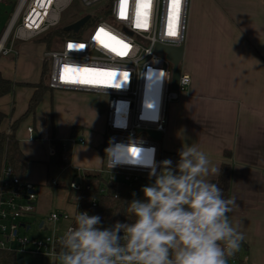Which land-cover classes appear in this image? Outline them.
Returning <instances> with one entry per match:
<instances>
[{"label": "crops", "instance_id": "0c3cea01", "mask_svg": "<svg viewBox=\"0 0 264 264\" xmlns=\"http://www.w3.org/2000/svg\"><path fill=\"white\" fill-rule=\"evenodd\" d=\"M189 8L181 68L191 75V84L168 107L161 162L175 164L182 146L197 145L210 166L220 168L230 150L229 199L235 198L236 206L228 218L244 240L227 264H264V0H191ZM44 50L17 41L13 52L0 54V73L12 83L9 92L0 93V110L6 115L1 128L9 131L18 122L15 134L29 159L25 180L38 191L34 211L22 219L26 230L28 219L47 208L51 214L72 213L66 219L72 224L79 208L69 183L85 170H102L107 147L105 115L103 128L101 108L94 102L97 93L49 89L35 111L27 113L43 78ZM71 136L83 137L85 143L72 146L65 163L56 143ZM217 177L208 178L216 183Z\"/></svg>", "mask_w": 264, "mask_h": 264}, {"label": "built area", "instance_id": "2783aa9c", "mask_svg": "<svg viewBox=\"0 0 264 264\" xmlns=\"http://www.w3.org/2000/svg\"><path fill=\"white\" fill-rule=\"evenodd\" d=\"M73 1L17 0L0 40V54L13 52V45L17 41L34 40L60 25L63 12ZM82 1L89 5L100 0ZM190 2L191 0H179V8L174 9L172 0H150L146 15L139 18L140 24L144 26L137 27V0H126V18H121V0H111L105 16L92 22L87 34L81 31L80 36L60 38L58 48L45 51V61L48 64L47 85L50 89L92 92L107 97L106 149H124L122 160L113 168H110V160L105 155L100 172L108 174H103L107 181H138L149 176L153 168L159 170L162 157L160 140L149 132L158 131L164 134L168 107L180 94L188 90L191 75L182 72L178 88L173 89V64L165 54L157 52L156 46H179L185 43ZM101 28L109 36L116 37V40L103 35L100 40L104 43L94 39ZM170 30H175L176 35L170 36ZM117 41H122L128 47L124 48ZM69 44L73 48H69ZM104 44L109 46L105 47ZM78 45L84 47L79 48ZM76 69L93 71L85 73L75 71ZM73 79H89L92 83L67 82ZM29 130L32 132V127ZM77 143H85V139L71 136L61 142V158L65 163L70 160V148ZM51 183L58 186L60 182L52 179ZM69 189L80 192L91 189V185L83 180L81 173L70 181ZM100 192L105 193L106 187L102 185ZM37 199L38 191L34 183L15 177L11 167L3 168L0 188V248L15 249V246H19L37 253L57 256V240L61 236L58 233L43 240L32 241L20 235L21 227L26 229L27 226L18 219L34 211ZM92 203L96 205V200L93 199ZM71 217L73 215L69 212H54L49 220L56 222L60 218ZM69 227L73 225L70 224L66 230Z\"/></svg>", "mask_w": 264, "mask_h": 264}, {"label": "clouds", "instance_id": "9594fccd", "mask_svg": "<svg viewBox=\"0 0 264 264\" xmlns=\"http://www.w3.org/2000/svg\"><path fill=\"white\" fill-rule=\"evenodd\" d=\"M123 154L122 147L106 149L110 168ZM178 157L153 168L143 199L123 202L130 222L105 228L98 215L77 211L74 226L58 237V264H227L244 240L227 215L235 198L225 199L208 178L220 168L197 145L182 146Z\"/></svg>", "mask_w": 264, "mask_h": 264}, {"label": "trees", "instance_id": "16d2710c", "mask_svg": "<svg viewBox=\"0 0 264 264\" xmlns=\"http://www.w3.org/2000/svg\"><path fill=\"white\" fill-rule=\"evenodd\" d=\"M107 12V8H106ZM106 12L102 15L105 16ZM85 16V15H84ZM83 17V16H82ZM101 16H91L85 23L91 24ZM81 18V17H80ZM79 18V19H80ZM75 32L74 30H65L67 25L62 23L57 27L51 29L46 34L34 39L36 41H42L46 44L47 49H51L54 40L63 38L66 36H80L82 29ZM38 39V40H37ZM48 64L45 62L43 68V77L47 74ZM33 97L31 99L30 107L27 113L35 111L43 94L50 88L47 83L42 80L36 85ZM12 89V83L9 79H6L0 73V93L9 92ZM5 114L0 110V171L5 167H11L13 175L21 180H25L27 168L29 167V159L25 156L20 147L19 139L16 137L15 128L17 121L13 123L9 131L1 128V124L5 118ZM56 150L59 152V157H62L61 143H56ZM103 153L104 148L101 149ZM226 161L221 164L220 174L217 177L216 183L223 190V196L225 199H229L231 188V173H232V152L230 150L225 151ZM62 161V160H61ZM83 180L90 183L91 189H84L77 192L75 201L78 205V212H87L89 215H98L101 217V226L110 227L116 221L130 222L131 217H127L124 213L126 204L123 202H130L134 198H139V191L142 187L151 184L154 180L149 179V176L140 178L138 181L123 182V181H107L100 171L85 170L83 174ZM106 187V192L101 193L100 187ZM135 194V196L133 195ZM74 195H71V197ZM117 197L119 199H117ZM93 199L96 200V205H93ZM228 215V214H227ZM75 217V216H74ZM75 220L73 218L72 225L74 226ZM59 250V245H57ZM234 256H237V252ZM17 262V250L9 248H0V264H16ZM243 263V262H241Z\"/></svg>", "mask_w": 264, "mask_h": 264}, {"label": "rangeland", "instance_id": "374dc122", "mask_svg": "<svg viewBox=\"0 0 264 264\" xmlns=\"http://www.w3.org/2000/svg\"><path fill=\"white\" fill-rule=\"evenodd\" d=\"M111 0H100L95 1L92 4H85L82 0H74L72 4L63 12L62 14V21L61 23L63 25H68L72 22H75L80 17L84 15H91V16H102L106 12L107 6L110 4ZM17 4V0H1L0 1V36L4 29H6V26L15 10ZM90 24L87 23L85 27L82 29L84 32L83 34H87L89 31ZM38 40V39H37ZM59 39L54 40L51 48H58L59 46ZM29 43H36L38 44L39 48L42 49V51L47 48H45L44 44L36 41V40H29ZM44 50V51H45ZM43 80L45 83L48 82V76L47 74L43 77ZM100 97H94V102L100 106L101 116V126L104 128V115L106 114L105 106L107 105V97L105 95L99 94ZM107 139V137H106ZM103 174L106 176L108 175L106 172H103ZM120 180V179H119ZM121 181V180H120ZM139 198L143 199V192L139 191ZM52 212V208H47L45 212L42 214L37 213L34 216H31L28 221L31 223L29 229H25L24 227H21L20 229V235L22 237H26L29 240H38V239H45L49 236H53L55 231L57 230L59 235H62L65 232V228L68 226L69 222L64 219L60 218L59 221H56L55 223L49 221L50 214ZM25 217V216H24ZM23 217H20L18 220H22ZM41 222H45V227H40ZM56 232V233H57ZM17 250V264H57L58 260L57 258L53 256H42V254L37 253L35 251H31L29 249H22L19 246L14 247Z\"/></svg>", "mask_w": 264, "mask_h": 264}, {"label": "water", "instance_id": "95a60500", "mask_svg": "<svg viewBox=\"0 0 264 264\" xmlns=\"http://www.w3.org/2000/svg\"><path fill=\"white\" fill-rule=\"evenodd\" d=\"M89 18H90V15L87 14L81 17L80 19L76 20L75 22L68 24L65 27V30L78 31L81 28V26H83L89 20ZM184 49H185V44H181L179 46L158 44L156 46L157 52L165 54L167 59H169L173 64V75H172V88L173 89L178 88V85H179L180 76L182 73L181 61L184 56ZM149 133L151 134V136H153L154 138L158 140H161L163 137V134L158 131H150Z\"/></svg>", "mask_w": 264, "mask_h": 264}, {"label": "snow or ice", "instance_id": "6c2138e0", "mask_svg": "<svg viewBox=\"0 0 264 264\" xmlns=\"http://www.w3.org/2000/svg\"><path fill=\"white\" fill-rule=\"evenodd\" d=\"M126 3V0H121V18H126L125 14H124V5ZM173 3V7L174 9H178L179 8V0H172ZM150 7V0H137V12H136V16H137V27H141L144 25H141L139 22V18L141 15H146L147 13V9ZM177 17H178V12H177ZM170 36H175L176 32L175 30H170L168 33ZM108 36L109 39L112 40H116V37L114 36H109V34L107 32H105V30L103 28L99 29L97 32V35L94 37V39L100 40L101 36ZM101 43H104L103 40H100ZM117 43H121L123 45L124 48H127L128 45L127 44H123L122 41H117ZM105 47H108L109 45L104 44ZM69 48H73L72 44L68 45ZM77 47L79 48H83L84 45H78ZM113 51H115L116 49H112ZM120 54V53H118ZM67 71V69H66ZM75 71H82L85 73L91 72L93 70L90 69H76ZM104 75H113L112 73H104ZM70 83H83V84H87V83H92L91 80L89 79H73L70 81H67ZM133 154H135V149L132 150Z\"/></svg>", "mask_w": 264, "mask_h": 264}]
</instances>
